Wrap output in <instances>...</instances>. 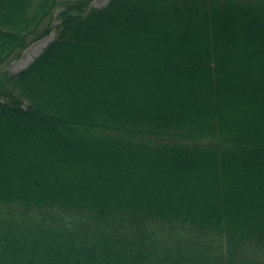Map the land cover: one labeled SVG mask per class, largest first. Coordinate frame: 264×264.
I'll list each match as a JSON object with an SVG mask.
<instances>
[{"label": "trees", "instance_id": "obj_1", "mask_svg": "<svg viewBox=\"0 0 264 264\" xmlns=\"http://www.w3.org/2000/svg\"><path fill=\"white\" fill-rule=\"evenodd\" d=\"M94 1L0 0V264H264V0Z\"/></svg>", "mask_w": 264, "mask_h": 264}, {"label": "rangeland", "instance_id": "obj_2", "mask_svg": "<svg viewBox=\"0 0 264 264\" xmlns=\"http://www.w3.org/2000/svg\"><path fill=\"white\" fill-rule=\"evenodd\" d=\"M107 0H95L94 6L96 7H102L106 4ZM56 38L55 33H51L42 40L34 43L31 45L21 56V58L15 62H13L9 70L12 72H18L22 69H24L32 60H34L36 57H38L41 52L45 49V47L54 41Z\"/></svg>", "mask_w": 264, "mask_h": 264}]
</instances>
